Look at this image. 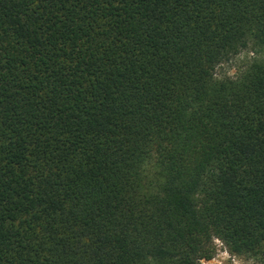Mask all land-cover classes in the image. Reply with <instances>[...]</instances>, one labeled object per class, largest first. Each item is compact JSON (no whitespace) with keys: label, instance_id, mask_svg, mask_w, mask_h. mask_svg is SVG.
<instances>
[{"label":"trees","instance_id":"obj_1","mask_svg":"<svg viewBox=\"0 0 264 264\" xmlns=\"http://www.w3.org/2000/svg\"><path fill=\"white\" fill-rule=\"evenodd\" d=\"M261 41L264 0H0V264H261Z\"/></svg>","mask_w":264,"mask_h":264},{"label":"rangeland","instance_id":"obj_2","mask_svg":"<svg viewBox=\"0 0 264 264\" xmlns=\"http://www.w3.org/2000/svg\"><path fill=\"white\" fill-rule=\"evenodd\" d=\"M236 56L231 58L229 61L219 65L216 68V75L217 76H233L237 72L238 68L252 57V54H251V57H248L246 55L244 62L239 63V64L236 63ZM216 239L217 238L214 239V244L216 247L215 254L210 259H207V260L202 259L201 260L202 264H259L253 259L241 258L240 256L231 254L226 249L224 244L218 239L221 242V244H219L216 241Z\"/></svg>","mask_w":264,"mask_h":264},{"label":"snow or ice","instance_id":"obj_3","mask_svg":"<svg viewBox=\"0 0 264 264\" xmlns=\"http://www.w3.org/2000/svg\"><path fill=\"white\" fill-rule=\"evenodd\" d=\"M261 43L264 44V41H261ZM233 48H234V51L236 53H238V55L236 56V63L239 64V63L244 62L246 55L248 57H251V53L256 51V42L251 40V38H249L247 48H244L243 41H239L236 44H234ZM143 179L145 182H147L150 178L148 177L147 174H145ZM260 239L262 242H264V236H262ZM235 251H237L238 255L241 258H245V257L253 255L251 249L235 250ZM143 256H148V257L154 256V250L152 248H145V250L142 253V257ZM254 258H256V257H254ZM258 258L260 259L261 264H264V247H261L260 254H259Z\"/></svg>","mask_w":264,"mask_h":264},{"label":"built area","instance_id":"obj_4","mask_svg":"<svg viewBox=\"0 0 264 264\" xmlns=\"http://www.w3.org/2000/svg\"><path fill=\"white\" fill-rule=\"evenodd\" d=\"M216 241L219 243V244H221V242L218 240V239H216ZM226 253V252H225Z\"/></svg>","mask_w":264,"mask_h":264}]
</instances>
